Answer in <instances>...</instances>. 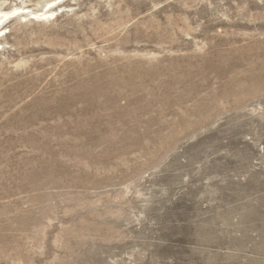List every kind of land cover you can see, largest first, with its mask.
I'll return each mask as SVG.
<instances>
[{
	"label": "rangeland",
	"instance_id": "1",
	"mask_svg": "<svg viewBox=\"0 0 264 264\" xmlns=\"http://www.w3.org/2000/svg\"><path fill=\"white\" fill-rule=\"evenodd\" d=\"M50 1L0 0L56 10L0 32V264H264V0Z\"/></svg>",
	"mask_w": 264,
	"mask_h": 264
},
{
	"label": "bare ground",
	"instance_id": "2",
	"mask_svg": "<svg viewBox=\"0 0 264 264\" xmlns=\"http://www.w3.org/2000/svg\"><path fill=\"white\" fill-rule=\"evenodd\" d=\"M55 1L57 0H53L47 3L48 6L53 5L55 3ZM47 7V6H46ZM51 7V6H50ZM48 8V7H47ZM46 8V9H47ZM42 9L40 11H32L30 10L28 7L26 6H20V7H15L12 8L9 11H3L0 12V32L3 31L5 28L2 26V23L8 19H10L11 17H13L14 15H30L32 18H38V19H42L44 20V18H47L49 16H52L55 14L56 10L49 8L47 10ZM2 26V27H1Z\"/></svg>",
	"mask_w": 264,
	"mask_h": 264
}]
</instances>
